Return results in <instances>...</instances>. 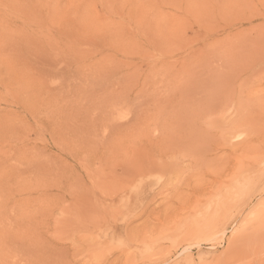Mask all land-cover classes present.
Here are the masks:
<instances>
[{"label": "rangeland", "instance_id": "rangeland-1", "mask_svg": "<svg viewBox=\"0 0 264 264\" xmlns=\"http://www.w3.org/2000/svg\"><path fill=\"white\" fill-rule=\"evenodd\" d=\"M0 264H264V0H0Z\"/></svg>", "mask_w": 264, "mask_h": 264}]
</instances>
